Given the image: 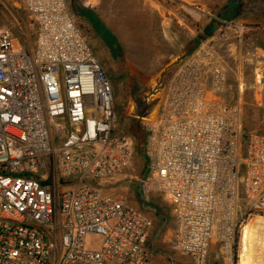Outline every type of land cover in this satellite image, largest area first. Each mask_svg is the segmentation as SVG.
Masks as SVG:
<instances>
[{"label":"built area","instance_id":"built-area-1","mask_svg":"<svg viewBox=\"0 0 264 264\" xmlns=\"http://www.w3.org/2000/svg\"><path fill=\"white\" fill-rule=\"evenodd\" d=\"M21 1L34 46L15 48L14 30L0 26V264H158L146 209L93 185L136 157L130 138L115 134L108 74L67 0ZM170 1L196 13L201 0ZM220 24L157 86L160 114L141 120L143 206L166 201L174 249L194 264H207L214 243L235 264L240 230L264 217V136L245 137L241 104L227 103L231 73L240 91L246 69L263 84L264 50L248 45L247 26Z\"/></svg>","mask_w":264,"mask_h":264},{"label":"rangeland","instance_id":"rangeland-1","mask_svg":"<svg viewBox=\"0 0 264 264\" xmlns=\"http://www.w3.org/2000/svg\"><path fill=\"white\" fill-rule=\"evenodd\" d=\"M67 1L71 8L77 4L93 10L113 36V40L104 41L89 22L78 19L80 29L113 85L116 110L115 134L130 138L135 145L136 160L140 162L138 165L135 162L129 170L120 175L109 179H97L93 185L104 195L124 196L131 205L143 209L138 179L141 180L148 173V159L143 147L147 133L141 120H134L133 117L149 118L155 106L148 102L155 93V82L160 73V70L153 68V11L150 7L144 9L134 0H103L99 8H93L91 0ZM241 5L243 6V17L240 18L242 21L231 20L228 15V11L235 6L232 0H201L196 6L198 9L196 13L184 11L181 4L174 2L173 6L178 9L175 10V14L186 21L182 25L174 19V22L163 25L164 31L171 30L174 35L175 55L180 54L183 47L187 53L195 52L203 42L201 37L205 28L216 20L220 23L234 21L245 26L246 23L260 20L257 23L260 26L264 25V21L261 20L264 17L263 0H241ZM0 26L12 28L28 47L34 46L36 27L30 21L21 0H0ZM143 42L147 44L146 47L142 46ZM14 44L15 48L23 47L19 38ZM259 74H264V68ZM255 78V73L246 69L245 87L240 91L236 75L230 74L227 103L241 104L245 137L251 133L264 136V82L256 85ZM156 197L151 198L146 210L152 219L153 216L157 217V224L154 221L155 230H159L162 218L167 220L168 227H174L175 221L168 204ZM154 205L155 208L157 207L156 214L153 211ZM258 217L251 218L240 230L235 246V264H242L244 228ZM100 239L97 235H91L89 243L98 244ZM181 258L188 260L185 257ZM183 264H191V262ZM207 264H226L220 246L216 243L209 254Z\"/></svg>","mask_w":264,"mask_h":264},{"label":"crops","instance_id":"crops-1","mask_svg":"<svg viewBox=\"0 0 264 264\" xmlns=\"http://www.w3.org/2000/svg\"><path fill=\"white\" fill-rule=\"evenodd\" d=\"M91 1L92 2L90 3L92 4L93 8L94 7L99 8V6L102 5L103 3V0H91ZM134 1L139 3L140 6L144 7V9H147V7H150V9H152L153 11L152 13L153 15V42H152L153 43V68L160 70L159 76L155 82L154 88L156 89L157 86L161 83H163L164 85L169 84L173 77L174 72L177 71L182 65V63L185 61V59L191 56L194 52L187 53L185 47H183L181 48V53L178 55H175L176 53L174 51V42H175L174 35L171 30L170 31L163 30V25L174 22V19H176L178 23L182 25L183 23L186 22L183 18H180L177 14H175V12L178 9H176L173 6L174 2H171L170 0H134ZM22 5L24 7L23 2H22ZM261 20L264 21V17ZM259 21L260 20H256L255 23H246V25L252 26L251 27L252 29L247 33V37H248L247 40H248V45L250 47L260 48L264 50V25L260 26L257 23ZM168 26L169 25H167V27ZM15 35H16V39L19 38L22 41L23 45H26V43L19 36H17L16 33ZM142 46L146 47L147 44L143 42ZM148 48L150 49L151 47H148ZM162 98H163L162 92H159L157 94L155 92L153 94V102H149V104L152 103L155 106L153 108V113L151 117L149 118L154 119L160 114L161 107H162L161 105ZM133 119L134 120L136 119L137 121L138 119L142 120V118L140 117H133ZM141 124L143 126V123ZM121 136H124V135H121ZM145 143L143 146L144 148H145ZM135 162L137 165L140 164V162L136 160V157H135L133 164H135ZM147 174H145L144 177H146ZM156 198L164 201L163 198L160 196H157ZM164 202L166 203V201ZM153 207H154L153 208L154 214H156L157 207L155 208V205ZM137 208H140V207L137 206ZM148 214L150 215L149 212ZM156 219L157 217L155 218L153 216V221H155V223L157 224ZM159 225H160V228L158 231L155 230V227H154L152 234H151L150 242H149V248L155 258V261L158 264H183L186 262L188 263L191 262V264H193V260L190 257H185V258H188V260H183L181 257H184V256L179 254L174 249L173 239H174V234L176 231V221L174 223V227H170V226L168 227L166 225V221L162 218L160 220ZM162 249H164V251Z\"/></svg>","mask_w":264,"mask_h":264},{"label":"bare ground","instance_id":"bare-ground-1","mask_svg":"<svg viewBox=\"0 0 264 264\" xmlns=\"http://www.w3.org/2000/svg\"><path fill=\"white\" fill-rule=\"evenodd\" d=\"M243 247L242 264H264L263 217H258L254 222L245 226Z\"/></svg>","mask_w":264,"mask_h":264},{"label":"trees","instance_id":"trees-1","mask_svg":"<svg viewBox=\"0 0 264 264\" xmlns=\"http://www.w3.org/2000/svg\"><path fill=\"white\" fill-rule=\"evenodd\" d=\"M70 10L77 18V22H78V19H83L89 22L104 41L113 40L112 39L113 36L111 35V32L108 31V29L104 26V24L101 22V20L99 19V17L95 14L93 10L84 8L77 4L73 5L72 8L70 7ZM144 209L147 210L148 206H144ZM159 215L160 214H158V216ZM164 220L167 221L166 219Z\"/></svg>","mask_w":264,"mask_h":264},{"label":"flooded vegetation","instance_id":"flooded-vegetation-1","mask_svg":"<svg viewBox=\"0 0 264 264\" xmlns=\"http://www.w3.org/2000/svg\"><path fill=\"white\" fill-rule=\"evenodd\" d=\"M232 1L234 2L235 6H234V8H232L231 10L228 11V15H229L231 20L232 19L238 20V19L243 17V6L241 5V0H232ZM233 23H236V22L233 21ZM236 24H238V23H236ZM246 26L248 27V29H247L248 31H250L252 29L251 25H246ZM245 37L248 38L247 34Z\"/></svg>","mask_w":264,"mask_h":264},{"label":"water","instance_id":"water-1","mask_svg":"<svg viewBox=\"0 0 264 264\" xmlns=\"http://www.w3.org/2000/svg\"><path fill=\"white\" fill-rule=\"evenodd\" d=\"M220 26L221 24L218 20L214 21L211 26H208L205 28L203 32V36L201 37V40L204 41L206 39L213 38L215 34L217 33V31L220 29Z\"/></svg>","mask_w":264,"mask_h":264}]
</instances>
